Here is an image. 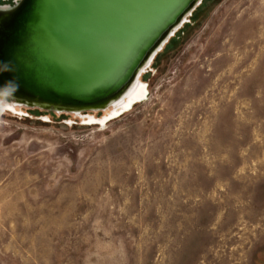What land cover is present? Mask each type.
Masks as SVG:
<instances>
[{
    "label": "rangeland",
    "instance_id": "1",
    "mask_svg": "<svg viewBox=\"0 0 264 264\" xmlns=\"http://www.w3.org/2000/svg\"><path fill=\"white\" fill-rule=\"evenodd\" d=\"M141 78L106 122L0 109V264H264V0H204Z\"/></svg>",
    "mask_w": 264,
    "mask_h": 264
},
{
    "label": "water",
    "instance_id": "2",
    "mask_svg": "<svg viewBox=\"0 0 264 264\" xmlns=\"http://www.w3.org/2000/svg\"><path fill=\"white\" fill-rule=\"evenodd\" d=\"M201 1L0 4V60L16 68L0 75V85L13 76L19 83L14 95L0 94V101L56 113L101 112L135 84L141 67L151 64Z\"/></svg>",
    "mask_w": 264,
    "mask_h": 264
},
{
    "label": "bare ground",
    "instance_id": "3",
    "mask_svg": "<svg viewBox=\"0 0 264 264\" xmlns=\"http://www.w3.org/2000/svg\"><path fill=\"white\" fill-rule=\"evenodd\" d=\"M203 1L204 0H202L199 5H201ZM197 7L195 8V10L197 9ZM187 15L183 18L184 23L181 24V27L180 28L177 27L178 30H172L171 31V33H170L171 36L169 35L168 40H166L167 42L166 43L164 42L161 45V47L159 48L160 50H159L158 53H160L163 50V48L165 47V45L169 42V40L172 37H174L175 34L181 28L184 27L185 23L187 22V20L189 18V16H187ZM191 15H192V13L190 14V16ZM173 32H174V34L172 35ZM158 53L154 56V58H153V60H152L151 63H153V61L155 60V58L158 55ZM150 67H151V64L149 66H143V67H141V69L143 68V72L142 73H146L147 70ZM142 76H143V74H141V76L138 78V80L135 82V84H133L130 87H128V89L126 90V92L124 93V95L120 99L113 100L111 102V105L107 109H105V110H103L101 112H84V113L82 112V113L77 114V115L80 116L83 119L82 121L87 122L89 124L90 123H101V122H106V121H108V120H110V119L118 116L122 112L129 110L128 107L131 104L133 106V104L138 103V102H141L146 97L145 96L146 95V87H145L146 84L142 80V78H141ZM15 106L16 105L11 104L9 101H6V102L5 101L4 102L3 101H0V109L2 111L18 112V109ZM41 110L42 111H47V110H44V109H41ZM20 111H22V110L20 109ZM50 111H52V110H50ZM59 114H68V113L64 111V112L59 113ZM69 114H71V113H69ZM97 114H99V117L96 116Z\"/></svg>",
    "mask_w": 264,
    "mask_h": 264
},
{
    "label": "clouds",
    "instance_id": "4",
    "mask_svg": "<svg viewBox=\"0 0 264 264\" xmlns=\"http://www.w3.org/2000/svg\"><path fill=\"white\" fill-rule=\"evenodd\" d=\"M16 71L15 65L11 61L0 60V75L5 73H14ZM19 90V83L15 76L6 80L0 85V94L14 95Z\"/></svg>",
    "mask_w": 264,
    "mask_h": 264
},
{
    "label": "flooded vegetation",
    "instance_id": "5",
    "mask_svg": "<svg viewBox=\"0 0 264 264\" xmlns=\"http://www.w3.org/2000/svg\"><path fill=\"white\" fill-rule=\"evenodd\" d=\"M3 113L6 112V111H2Z\"/></svg>",
    "mask_w": 264,
    "mask_h": 264
}]
</instances>
